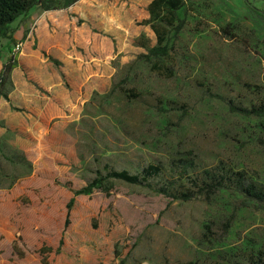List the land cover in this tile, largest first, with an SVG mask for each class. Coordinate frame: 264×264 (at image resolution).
<instances>
[{
    "label": "rangeland",
    "instance_id": "rangeland-1",
    "mask_svg": "<svg viewBox=\"0 0 264 264\" xmlns=\"http://www.w3.org/2000/svg\"><path fill=\"white\" fill-rule=\"evenodd\" d=\"M55 1L0 38V264H249L264 253V208L232 190L183 201L112 179L74 193L98 171L181 157L264 188V116L210 94L264 101V0H186L176 33L151 0ZM157 28L168 55L147 57Z\"/></svg>",
    "mask_w": 264,
    "mask_h": 264
},
{
    "label": "trees",
    "instance_id": "trees-1",
    "mask_svg": "<svg viewBox=\"0 0 264 264\" xmlns=\"http://www.w3.org/2000/svg\"><path fill=\"white\" fill-rule=\"evenodd\" d=\"M78 0H67L65 7L73 5ZM186 0H152L150 4L151 14L158 16L161 11H166L164 20L174 25L173 19L177 18L175 33L179 32L185 20L177 16V11L187 9ZM40 6L44 10L59 8L55 0H0V38L9 34L10 25L19 16L27 13L34 6ZM264 16V13L261 12ZM158 44L150 47L148 56H167L169 52L168 43L163 30H158ZM16 56H13L12 63L7 68L12 69L15 66ZM3 75L2 83L6 81ZM1 94V91H0ZM212 97L227 101L230 111L245 116H264V101L259 105L243 106L236 104L233 100H227L224 96L216 93H210ZM108 169V167H106ZM122 180L127 183L144 185L151 190L165 195L174 200L188 201L197 196H206L210 199L220 190H232L246 199L258 203L259 208H264V188L251 181L242 170H234L227 167L223 162L214 166H203L197 163L194 158L181 157L173 159L169 164L164 162L150 163L138 172H131L127 169H111L105 175L102 171L97 172V177L87 186L76 189L75 195L91 194L94 189L110 190L107 186L109 180ZM74 203V198L68 203L69 210ZM249 264H264V253L258 252L248 258ZM179 264H195L193 261L180 262Z\"/></svg>",
    "mask_w": 264,
    "mask_h": 264
},
{
    "label": "built area",
    "instance_id": "built-area-1",
    "mask_svg": "<svg viewBox=\"0 0 264 264\" xmlns=\"http://www.w3.org/2000/svg\"><path fill=\"white\" fill-rule=\"evenodd\" d=\"M21 50V43H18L16 46H15V51L16 52H19Z\"/></svg>",
    "mask_w": 264,
    "mask_h": 264
},
{
    "label": "crops",
    "instance_id": "crops-1",
    "mask_svg": "<svg viewBox=\"0 0 264 264\" xmlns=\"http://www.w3.org/2000/svg\"><path fill=\"white\" fill-rule=\"evenodd\" d=\"M152 1V0H151ZM74 5V4H73ZM47 11H49V10H47ZM26 14V13H25Z\"/></svg>",
    "mask_w": 264,
    "mask_h": 264
}]
</instances>
